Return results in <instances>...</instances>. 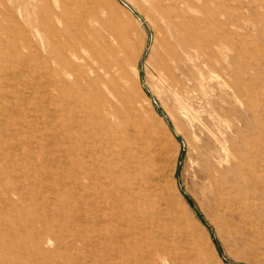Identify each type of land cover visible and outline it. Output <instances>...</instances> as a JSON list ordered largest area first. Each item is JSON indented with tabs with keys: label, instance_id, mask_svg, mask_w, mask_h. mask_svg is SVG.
Wrapping results in <instances>:
<instances>
[{
	"label": "rangeland",
	"instance_id": "rangeland-1",
	"mask_svg": "<svg viewBox=\"0 0 264 264\" xmlns=\"http://www.w3.org/2000/svg\"><path fill=\"white\" fill-rule=\"evenodd\" d=\"M125 1L142 18L120 0H0V264H167L129 192L140 142L177 253L264 264V0Z\"/></svg>",
	"mask_w": 264,
	"mask_h": 264
},
{
	"label": "bare ground",
	"instance_id": "bare-ground-1",
	"mask_svg": "<svg viewBox=\"0 0 264 264\" xmlns=\"http://www.w3.org/2000/svg\"><path fill=\"white\" fill-rule=\"evenodd\" d=\"M120 2L132 13L137 14L140 18L141 15L139 13H137V11L135 10V8L128 4L125 0H120ZM54 11V10H53ZM55 19V17H54ZM43 21V20H42ZM41 23V22H40ZM49 23V21H48ZM47 23V26H48ZM45 24V23H44ZM50 26V25H49ZM48 26V27H49ZM55 26V25H53ZM57 26V25H56ZM72 27V25H70ZM52 27V26H51ZM46 28V27H45ZM47 29V28H46ZM53 29V28H52ZM57 29V28H56ZM71 30V29H70ZM69 30V31H70ZM72 31V30H71ZM47 32V31H46ZM52 32V31H51ZM50 33V32H49ZM70 34V32H69ZM76 32L73 31V35L72 38L74 39L76 37ZM84 34V33H83ZM64 35V33H63ZM51 37V36H50ZM71 37V36H70ZM56 38V37H55ZM51 39V38H50ZM63 40V39H62ZM87 40V39H85ZM73 40H71L72 42ZM60 42V41H59ZM56 43V42H55ZM63 44H65V42H60ZM74 46V43H71ZM148 44V42H147ZM149 45V44H148ZM50 46V45H49ZM75 47V46H74ZM73 47V48H74ZM148 48V46H147ZM49 49V48H48ZM60 50V49H59ZM147 50V49H146ZM49 53V51H48ZM52 55V54H51ZM62 55V60L64 59L65 61L69 62V63H73L67 56L66 52L62 51L61 53ZM48 56H50L48 54ZM56 55L52 56L53 59H55ZM60 59V58H59ZM51 60V59H50ZM66 62V63H67ZM64 64V63H63ZM62 64V65H63ZM57 65V64H56ZM59 65V64H58ZM74 65V64H73ZM72 65V66H73ZM76 68V66H74ZM56 72V71H55ZM95 75L98 76V78L101 80V82H106L105 79V75L110 74L112 75V70H111V66L109 64V62H103L102 65L100 67H98L95 70ZM105 73V75H104ZM139 75H140V80H141V84L142 87L144 89V91H146L149 95V92L144 80H143V75H141V71H140V67H139ZM113 76V75H112ZM111 76V77H112ZM19 78V77H18ZM62 79V78H61ZM89 84L93 85L95 83V81L93 80V78L89 79ZM66 83V82H64ZM107 83V82H106ZM54 84V83H53ZM56 84V83H55ZM61 84V83H60ZM59 84V85H60ZM62 85V84H61ZM68 85V84H67ZM57 87V86H56ZM85 92V91H84ZM60 93V92H59ZM86 94V92H85ZM100 94V99L102 97H106L105 93L101 92ZM150 98L152 100L153 103L157 104V101L155 100V98L153 97V95L150 92ZM17 101V100H16ZM13 102V101H12ZM112 105V104H111ZM158 106V104H157ZM160 107V106H159ZM163 112V111H162ZM109 114V113H108ZM164 114V113H163ZM113 115V114H112ZM114 116V115H113ZM117 116V115H116ZM121 116V115H120ZM166 116V115H164ZM108 117V116H107ZM112 117V116H111ZM122 117V116H121ZM167 117V116H166ZM112 119V118H111ZM117 119V118H115ZM165 120V118H164ZM141 121V120H140ZM116 124H118L116 122ZM126 127V126H125ZM131 127V126H130ZM146 127V126H145ZM133 127H131V129L127 132V135L125 137L126 141L130 140V142H133V135H132V131ZM146 131V130H144ZM118 133V132H117ZM173 133L175 135H177L176 131L173 129ZM119 135V134H118ZM152 140H154L151 137ZM143 141V140H142ZM149 141V140H148ZM156 142V141H155ZM127 143V142H126ZM115 144V143H114ZM153 144V143H152ZM222 144V143H221ZM128 145V144H127ZM154 145V144H153ZM156 145V144H155ZM113 147V146H112ZM127 147V146H126ZM150 148V147H149ZM124 149V148H123ZM127 150L128 156L130 157V161L131 164L134 166V174L131 176V184L132 187H129V192L131 194V196H136V194L140 195V199H142V205L146 206L147 208L144 210V215L143 217H141V221H140V225L142 226V229L140 230L141 232L147 233V230H150V233H152V235L154 234V238H156L155 240H153L150 243L151 247V255L153 257H155L154 255H157L160 257V261L161 263H167V264H204V260H202L201 258L199 259V256L195 253V252H190L188 255H184V257L182 256V252L177 253L174 249V246L172 245V240H175V243L177 245V247L179 246L181 251L183 250V245L181 244V233H182V229H180V220L179 217L177 216V214H175V212L172 210V208L174 207H170L168 200L165 199V193H163L164 190H162L160 183L157 182L156 180V175H155V171L158 168H155V165L153 164L156 160H154L156 157H151V152L149 151L150 149H148L147 145L142 144L141 142L139 143V145H137V147L135 148V151L132 150L129 146V148H125ZM134 149V148H133ZM154 149V148H153ZM220 149L227 153L230 152L229 149H227L224 146L220 145ZM125 150V151H126ZM123 151V150H122ZM155 151V149H154ZM152 150V152H154ZM207 151L210 155L216 154L217 156H220V151H217L214 149L212 150L211 147L207 148ZM124 152V151H123ZM156 152V151H155ZM114 153V152H113ZM122 153V152H121ZM126 153V152H125ZM120 154V153H118ZM115 155V154H114ZM125 155V154H124ZM117 156V154H116ZM127 156V155H126ZM125 157V156H124ZM117 158V157H116ZM127 158V157H125ZM129 159V158H128ZM117 160V159H116ZM157 162V161H156ZM155 162V163H156ZM203 167L205 168V170H207L208 175L210 176V178H213L214 173L216 172V170L218 171L217 166H214L212 164H210L208 161H205ZM159 170V169H158ZM159 172H161L159 170ZM161 174V173H160ZM218 174V173H217ZM216 175V173H215ZM219 176V175H217ZM220 177V176H219ZM159 179V178H158ZM217 179V178H216ZM219 180V179H218ZM126 182V181H125ZM224 182V181H223ZM226 182V181H225ZM224 182V183H225ZM227 184V182H226ZM163 186V185H162ZM225 186V185H224ZM228 187V185L226 186ZM223 189V188H222ZM219 190L222 191L223 190ZM230 191V190H229ZM165 192V191H164ZM165 194V195H164ZM232 194V193H231ZM230 195V194H229ZM231 198V196H229ZM228 197V199H230ZM218 198V197H217ZM233 199V198H231ZM236 200V199H235ZM264 204V203H263ZM231 205V204H230ZM236 205V203L234 204ZM264 206V205H263ZM237 207V206H235ZM241 207H239V210ZM238 210V211H239ZM243 210V209H242ZM226 211V210H225ZM244 211V210H243ZM241 212V211H240ZM228 213V212H227ZM238 213V212H237ZM227 216V215H226ZM232 216V215H231ZM139 218V216H137ZM135 217V218H137ZM243 217V216H242ZM245 217V216H244ZM247 217V215H246ZM251 217V215H250ZM232 218V217H231ZM234 220V219H233ZM242 220V219H241ZM240 220V221H241ZM229 221V220H228ZM227 222V220H226ZM245 222V221H244ZM231 223V222H230ZM234 223V222H233ZM243 224V223H242ZM241 224V225H242ZM228 225V224H227ZM257 227V226H256ZM147 228V230H146ZM237 228V227H236ZM247 228H251V227H247ZM259 228V227H258ZM242 228H240V232L243 230H241ZM233 230V229H232ZM237 230V229H236ZM235 230V231H236ZM244 231V230H243ZM242 231V232H243ZM142 232V233H143ZM239 232V233H240ZM241 232V233H242ZM251 233V232H250ZM254 233V232H253ZM245 234V232H244ZM243 234V235H244ZM256 234V233H255ZM242 235V236H243ZM246 236V235H244ZM145 237V236H144ZM248 237V236H247ZM256 237V236H255ZM163 240H162V239ZM148 239V238H147ZM150 239V238H149ZM161 239V240H159ZM246 239V238H245ZM253 239V238H252ZM251 239V240H252ZM254 240V239H253ZM147 241V240H146ZM240 241V240H238ZM247 241V240H246ZM250 241V240H248ZM245 242V241H244ZM257 242V241H256ZM262 243H264L262 241ZM259 244V243H258ZM249 245V244H248ZM263 245V244H262ZM261 245V246H262ZM260 247V246H259ZM179 249V248H177ZM180 252V250L178 251ZM151 257V256H150Z\"/></svg>",
	"mask_w": 264,
	"mask_h": 264
},
{
	"label": "water",
	"instance_id": "water-1",
	"mask_svg": "<svg viewBox=\"0 0 264 264\" xmlns=\"http://www.w3.org/2000/svg\"><path fill=\"white\" fill-rule=\"evenodd\" d=\"M138 16V15H137ZM155 104V106H157V104L156 103H154ZM157 108H158V110H159V112L164 116V114H163V112H162V110L160 109V107L159 106H157ZM164 118L166 119V121H168V123L170 124V121L168 120V118L166 117V116H164ZM171 125V124H170Z\"/></svg>",
	"mask_w": 264,
	"mask_h": 264
}]
</instances>
